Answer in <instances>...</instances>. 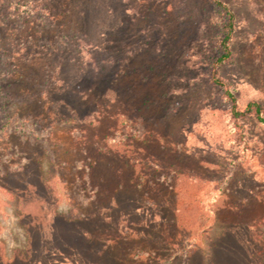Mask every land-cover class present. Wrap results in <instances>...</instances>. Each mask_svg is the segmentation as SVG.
<instances>
[{
	"label": "rangeland",
	"instance_id": "1",
	"mask_svg": "<svg viewBox=\"0 0 264 264\" xmlns=\"http://www.w3.org/2000/svg\"><path fill=\"white\" fill-rule=\"evenodd\" d=\"M0 0V264H264V0ZM150 257H149V256ZM151 258V259H150Z\"/></svg>",
	"mask_w": 264,
	"mask_h": 264
},
{
	"label": "trees",
	"instance_id": "2",
	"mask_svg": "<svg viewBox=\"0 0 264 264\" xmlns=\"http://www.w3.org/2000/svg\"><path fill=\"white\" fill-rule=\"evenodd\" d=\"M214 5L218 8L224 17L222 26V38L220 41V53L216 59V67L225 62L231 56V43L235 31V14L223 0H213ZM213 81L224 87L225 96L231 101V115L234 119L254 116V118L264 124V104L251 100L245 108L238 104L235 93L227 86L226 82L218 76L217 68L213 72ZM149 256V255H148ZM150 257V256H149ZM151 259V258H150Z\"/></svg>",
	"mask_w": 264,
	"mask_h": 264
}]
</instances>
